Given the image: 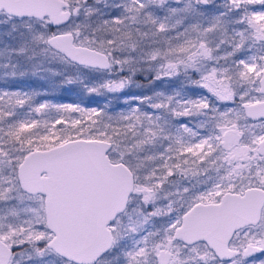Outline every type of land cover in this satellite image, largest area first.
<instances>
[{"label":"snow or ice","instance_id":"snow-or-ice-1","mask_svg":"<svg viewBox=\"0 0 264 264\" xmlns=\"http://www.w3.org/2000/svg\"><path fill=\"white\" fill-rule=\"evenodd\" d=\"M0 264H264V0H0Z\"/></svg>","mask_w":264,"mask_h":264},{"label":"rangeland","instance_id":"rangeland-1","mask_svg":"<svg viewBox=\"0 0 264 264\" xmlns=\"http://www.w3.org/2000/svg\"><path fill=\"white\" fill-rule=\"evenodd\" d=\"M63 96H64V99L66 100H61L60 102H79L77 91H72L68 93L64 92ZM88 102L91 103L92 101L89 100Z\"/></svg>","mask_w":264,"mask_h":264},{"label":"trees","instance_id":"trees-1","mask_svg":"<svg viewBox=\"0 0 264 264\" xmlns=\"http://www.w3.org/2000/svg\"><path fill=\"white\" fill-rule=\"evenodd\" d=\"M64 92L65 93H68L66 91H62V92H60V93L57 94L56 99L59 100V101L66 100V99H64V96H63Z\"/></svg>","mask_w":264,"mask_h":264}]
</instances>
